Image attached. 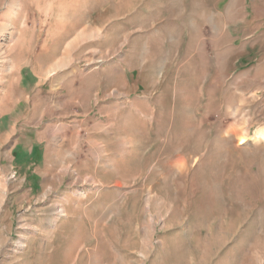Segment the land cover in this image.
Segmentation results:
<instances>
[{
  "label": "rangeland",
  "instance_id": "374dc122",
  "mask_svg": "<svg viewBox=\"0 0 264 264\" xmlns=\"http://www.w3.org/2000/svg\"><path fill=\"white\" fill-rule=\"evenodd\" d=\"M260 130L264 0H0V264H264Z\"/></svg>",
  "mask_w": 264,
  "mask_h": 264
},
{
  "label": "bare ground",
  "instance_id": "6f19581e",
  "mask_svg": "<svg viewBox=\"0 0 264 264\" xmlns=\"http://www.w3.org/2000/svg\"><path fill=\"white\" fill-rule=\"evenodd\" d=\"M258 135L264 137V130H260V131L258 132ZM240 138H241V139H240L241 143L246 142V140H247V138H246L244 135L241 136ZM253 139L255 140L256 138L253 137ZM241 143H240V144H241Z\"/></svg>",
  "mask_w": 264,
  "mask_h": 264
}]
</instances>
